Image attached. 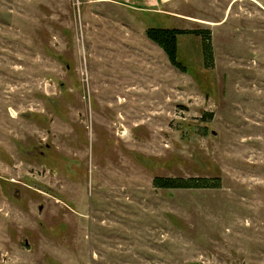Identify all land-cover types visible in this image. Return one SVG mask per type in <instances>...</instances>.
I'll return each instance as SVG.
<instances>
[{"label": "rangeland", "instance_id": "obj_1", "mask_svg": "<svg viewBox=\"0 0 264 264\" xmlns=\"http://www.w3.org/2000/svg\"><path fill=\"white\" fill-rule=\"evenodd\" d=\"M0 264H264V0H0Z\"/></svg>", "mask_w": 264, "mask_h": 264}, {"label": "trees", "instance_id": "obj_2", "mask_svg": "<svg viewBox=\"0 0 264 264\" xmlns=\"http://www.w3.org/2000/svg\"><path fill=\"white\" fill-rule=\"evenodd\" d=\"M146 35L153 44L164 51L170 64L182 73H186V67L178 59L179 38L188 35L201 37L205 67L208 69L214 67V53L209 31L151 28L147 30ZM218 184L219 180H184L160 177L155 178L153 182L155 188L163 190L213 189L218 188Z\"/></svg>", "mask_w": 264, "mask_h": 264}]
</instances>
